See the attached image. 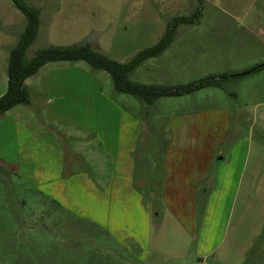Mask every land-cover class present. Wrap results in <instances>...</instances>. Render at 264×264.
Returning a JSON list of instances; mask_svg holds the SVG:
<instances>
[{
  "label": "crops",
  "instance_id": "crops-1",
  "mask_svg": "<svg viewBox=\"0 0 264 264\" xmlns=\"http://www.w3.org/2000/svg\"><path fill=\"white\" fill-rule=\"evenodd\" d=\"M178 1L184 3L185 9L189 0ZM172 11L159 13L160 32L165 31L171 18L186 15L183 10ZM227 11L224 13L228 14ZM92 13L94 18L105 17V11ZM147 13L145 11L141 23L135 24L133 32H147L146 23L150 24L153 16L152 12ZM56 14L57 10L54 16ZM41 18L40 10L34 42L40 36ZM109 24L105 27L108 29L101 30L108 31L112 26ZM52 25L54 23H50L49 42L45 46L70 43L65 42L66 36L55 40ZM180 26L173 42L156 57L173 58ZM196 30V25L183 28L181 33L192 34L193 46L191 54L185 57L181 52V55L191 56L195 63L196 56L207 57L214 63L213 60L220 58V51L215 48L217 43L211 47L200 45L198 49L208 52L196 55ZM207 30L204 40L214 34L211 28ZM259 30L264 34L262 28ZM21 31L14 36L1 32L0 95L7 89L8 57ZM114 40L112 48L119 49L121 55H128L126 43ZM204 40L201 44H211ZM132 48L137 51L136 47ZM95 50L108 54L104 47ZM114 59L124 62L122 58ZM104 77L106 79L101 74L89 73L77 61L49 62L28 77L25 86L30 101L17 104L0 115V164L17 178L31 182L48 200L97 229L120 250L125 248L130 258L144 262L154 221L152 208L140 190V187H151L152 182L137 180L134 167L133 151L140 121L125 108L121 97L116 98L109 85L111 81ZM167 105L173 104L167 101ZM181 112L170 114L168 139L161 157L158 187L166 204L161 221L155 226L162 225L165 231L167 229V237L176 242L173 249L164 253L184 260L193 243L188 259L193 264H264V141L250 134L231 141L212 173V188L205 198L197 200L202 186L200 180L211 158L202 163L204 167L196 162V141L189 138V130H186L189 126L172 122L174 119L185 121L177 116ZM87 146L94 148L95 175L76 166L83 162ZM182 247L185 250L180 249ZM104 252L115 256L118 251Z\"/></svg>",
  "mask_w": 264,
  "mask_h": 264
},
{
  "label": "rangeland",
  "instance_id": "rangeland-1",
  "mask_svg": "<svg viewBox=\"0 0 264 264\" xmlns=\"http://www.w3.org/2000/svg\"><path fill=\"white\" fill-rule=\"evenodd\" d=\"M202 1V16L199 22L180 26L178 30L180 33L173 46L176 50L175 52L172 50L175 54L173 58L146 59L129 75L130 79L143 83L175 85L210 74L241 72L264 63V34L259 30L262 28L264 31V0ZM24 2L30 6H37L42 14L40 36L26 51L27 59L32 56L33 51L35 53L36 50L47 47L45 45L49 42L47 34L50 23H54L51 32L52 35L55 33V40L66 36L65 42H70L66 45L88 42L92 47L96 46L95 49L99 46L104 47L108 50L106 54L109 57L115 56L114 58H122L124 61L134 56L140 48L156 42L162 35L163 32L159 31L161 29L159 13L164 10L169 14L173 12L172 10H183L182 13L189 15L199 3L198 0H189L184 9V3L178 0H24ZM56 10L57 14L54 16ZM93 11L96 13L105 11V17L98 15L94 18ZM145 11L147 14L150 12L153 14L151 23H146L147 32L140 34L133 32L135 24L143 21ZM226 11L228 14H225ZM25 23V15L15 7L12 0H0V39L1 32H9L10 36H14L15 32L18 34ZM107 24L112 25L110 31H102ZM194 25L197 28L196 55L208 52L198 49L200 45L211 47L217 43L215 48L220 51V58L213 60L214 63L207 57L200 59L196 56V63L191 56L185 58L192 53L193 45L190 40L192 34L181 32L184 27L192 28ZM208 28H211L214 34H209L211 39L204 40L202 38L208 36ZM114 38V41L118 39L119 43H126L128 55H121L118 53L119 49L112 48ZM214 38L217 41L214 42L212 40ZM203 40L211 44H201ZM132 47H136L137 51ZM77 62L82 63L89 73L101 74L103 78L105 75L111 81L109 85L116 93V98L121 97L125 108L135 113L140 121L133 154L136 179L152 182L151 187H140L144 199L152 208L154 221L151 227L152 237L149 236L147 243L149 253L144 262L130 258L125 248L120 250L97 229L84 224L82 219L76 218L72 213L48 200L31 182L17 178L0 164V264H193L188 259L194 244L191 243L184 260L168 257L164 252L173 249L172 246L176 245V242L171 241L170 236L167 237V229L165 231L162 225L155 226L161 221L166 204L158 185L161 182L163 162L161 157L165 151V140L168 139L170 114L179 111L190 112H181L177 115L183 117L185 121L174 119L172 122L175 125L183 122L189 126L186 130H189V138L196 141L198 165L204 167L202 163L211 158L205 167L206 173L200 180L202 186L197 200H202L212 188L210 178L217 161L221 154L226 152L231 141L247 134L264 141L262 127L264 69L227 78L223 81V87H206L180 98L179 96L159 98L144 111L136 97L118 92L114 88L107 72L94 68L83 60ZM167 101H171L173 105H167ZM192 123L195 126H192ZM92 150L94 148L87 146L83 162L77 163L79 165L76 166L80 168L79 170L95 175L96 165L93 162ZM112 249L118 251L117 255L104 252ZM180 249L185 250L183 247Z\"/></svg>",
  "mask_w": 264,
  "mask_h": 264
},
{
  "label": "trees",
  "instance_id": "trees-1",
  "mask_svg": "<svg viewBox=\"0 0 264 264\" xmlns=\"http://www.w3.org/2000/svg\"><path fill=\"white\" fill-rule=\"evenodd\" d=\"M198 1V6L191 14L175 16L170 19L165 31L157 42L143 48L129 60L120 62L93 49L88 42L70 45H50L36 50L27 59L25 57L26 51L34 42L38 33L40 9L26 4L24 0H12L15 7L25 15L26 23L16 44L11 48L9 53L7 89L0 96V115L17 104L28 103L30 101L25 80L49 62L83 60L94 68L104 70L110 75L114 88L118 92L128 93L136 97L140 101L142 110L144 111L149 109L159 98L191 94L206 87H223V81L227 78L264 69V64H257L245 71L210 74L175 85L143 83L129 78V75L142 62L148 58L156 57L166 50L173 42L178 26L192 25L199 22L202 16L203 1Z\"/></svg>",
  "mask_w": 264,
  "mask_h": 264
}]
</instances>
